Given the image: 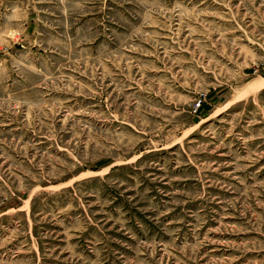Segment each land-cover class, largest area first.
<instances>
[{"label": "rangeland", "instance_id": "rangeland-1", "mask_svg": "<svg viewBox=\"0 0 264 264\" xmlns=\"http://www.w3.org/2000/svg\"><path fill=\"white\" fill-rule=\"evenodd\" d=\"M0 264H264V0H0Z\"/></svg>", "mask_w": 264, "mask_h": 264}, {"label": "bare ground", "instance_id": "bare-ground-1", "mask_svg": "<svg viewBox=\"0 0 264 264\" xmlns=\"http://www.w3.org/2000/svg\"><path fill=\"white\" fill-rule=\"evenodd\" d=\"M254 85H257V82H256ZM251 89H252V88H251ZM251 89H250V90H251ZM245 93H246V92H243L242 94L244 95Z\"/></svg>", "mask_w": 264, "mask_h": 264}]
</instances>
